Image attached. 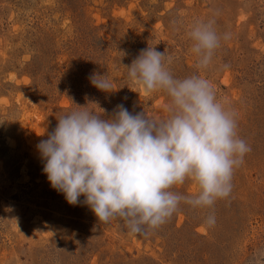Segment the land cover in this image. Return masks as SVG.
Here are the masks:
<instances>
[{
	"label": "rangeland",
	"instance_id": "rangeland-1",
	"mask_svg": "<svg viewBox=\"0 0 264 264\" xmlns=\"http://www.w3.org/2000/svg\"><path fill=\"white\" fill-rule=\"evenodd\" d=\"M210 18L230 38L199 69L188 32ZM148 46L165 51L176 78L212 83L251 151L228 198L211 209L181 202L164 225L134 236L119 218L98 222L83 196L69 205L36 145L74 104L167 117V95L145 93L123 67ZM93 73L111 93L91 85ZM172 190L198 188L189 180ZM0 264H264V0H0Z\"/></svg>",
	"mask_w": 264,
	"mask_h": 264
},
{
	"label": "clouds",
	"instance_id": "clouds-1",
	"mask_svg": "<svg viewBox=\"0 0 264 264\" xmlns=\"http://www.w3.org/2000/svg\"><path fill=\"white\" fill-rule=\"evenodd\" d=\"M191 53L197 68L206 69L222 41L214 19L190 27ZM124 55V54H123ZM165 51L147 47L123 65L130 83L145 93L164 92L167 117L149 118L119 104L109 114L98 102L75 105L58 119L46 139L36 145L42 173L69 205L80 197L98 222L119 218L129 234L148 235L180 209L181 202L211 209L232 192L234 171L244 163L250 145L238 135L236 112L200 75L176 78L166 67ZM93 87L111 93L105 74L89 76ZM88 105H95L90 109ZM197 185L194 196L172 189L186 181ZM215 215L205 219L208 227Z\"/></svg>",
	"mask_w": 264,
	"mask_h": 264
}]
</instances>
